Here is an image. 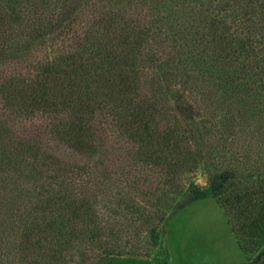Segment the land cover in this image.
<instances>
[{
	"label": "rangeland",
	"instance_id": "rangeland-1",
	"mask_svg": "<svg viewBox=\"0 0 264 264\" xmlns=\"http://www.w3.org/2000/svg\"><path fill=\"white\" fill-rule=\"evenodd\" d=\"M93 1L155 23L162 68L152 69L154 50L129 61L153 71L142 84L158 108L172 112L185 102L193 119L181 118L184 133L171 148L104 125L96 149L82 155L53 136H25L0 116V135L12 149L0 173V264H232L239 237L214 192L228 178L264 184V0ZM113 31H97L103 68L105 51L114 64L125 60ZM48 38L23 37L11 57L0 53V74L26 73ZM197 167L208 176L203 190L181 181ZM69 168L90 183L78 190ZM242 210L240 219L252 214V207ZM243 229L250 238L245 248L239 239L248 256L240 264H256L264 226Z\"/></svg>",
	"mask_w": 264,
	"mask_h": 264
},
{
	"label": "trees",
	"instance_id": "trees-1",
	"mask_svg": "<svg viewBox=\"0 0 264 264\" xmlns=\"http://www.w3.org/2000/svg\"><path fill=\"white\" fill-rule=\"evenodd\" d=\"M94 2L0 0L1 55L15 54L18 47L23 46V37L35 41L49 36L43 43V53L30 62L26 73L0 74V116L12 122L25 136H53L82 155L96 149L98 131L104 125L106 129L119 126L117 130L122 134L139 135L146 144L176 147L177 137L184 133L181 118L193 119L192 106L177 101L172 108L174 124L167 119V114L172 113L168 112L169 108H158L153 95L146 94L148 91L142 84V80L152 78L153 71L149 74L144 71L147 67L129 61L154 50L159 55L152 69L162 68L158 61H162L164 55L158 48L153 49L159 36L158 28L146 15L134 16L130 10H103ZM104 27L114 28L113 41L123 47L121 58L125 60L114 64L116 56L111 50L105 51L103 68L98 65L99 54L95 48L99 45L97 31ZM118 93L122 95L115 98ZM156 116L163 117L165 122L157 125ZM20 145L21 142L15 152ZM10 147L11 143L0 135V173L3 165L10 161ZM64 170L72 173L68 179L80 187L78 190L90 183L85 173L76 174L70 168ZM61 191L56 194L60 196ZM63 193L70 191L65 188ZM214 194L245 248L250 234L243 228L249 226L254 231L264 226V184L251 182L241 186L236 179L228 178ZM242 207L245 211L252 207V214L240 219ZM63 208L72 215L66 201ZM254 208L259 210L256 216H253L257 212Z\"/></svg>",
	"mask_w": 264,
	"mask_h": 264
},
{
	"label": "clouds",
	"instance_id": "clouds-1",
	"mask_svg": "<svg viewBox=\"0 0 264 264\" xmlns=\"http://www.w3.org/2000/svg\"><path fill=\"white\" fill-rule=\"evenodd\" d=\"M181 181L186 184L188 181H190L192 185H195L202 190L206 188L209 183L208 176L202 167H197L192 172L183 173L181 175Z\"/></svg>",
	"mask_w": 264,
	"mask_h": 264
},
{
	"label": "crops",
	"instance_id": "crops-1",
	"mask_svg": "<svg viewBox=\"0 0 264 264\" xmlns=\"http://www.w3.org/2000/svg\"><path fill=\"white\" fill-rule=\"evenodd\" d=\"M233 238H235V237L233 236ZM234 240H235V243H236L235 246H237V248H238V250H239L240 253H238L236 255V261H234L232 264H240L242 262L247 261L248 256H247L246 252L244 251V249H243L240 241L237 238H235Z\"/></svg>",
	"mask_w": 264,
	"mask_h": 264
},
{
	"label": "water",
	"instance_id": "water-1",
	"mask_svg": "<svg viewBox=\"0 0 264 264\" xmlns=\"http://www.w3.org/2000/svg\"><path fill=\"white\" fill-rule=\"evenodd\" d=\"M256 264H264V255L257 261Z\"/></svg>",
	"mask_w": 264,
	"mask_h": 264
}]
</instances>
